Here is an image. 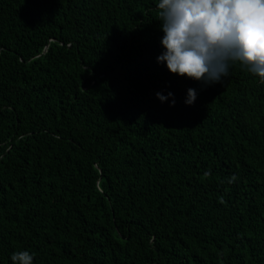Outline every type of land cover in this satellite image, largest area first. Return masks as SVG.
<instances>
[{
	"label": "trees",
	"instance_id": "trees-1",
	"mask_svg": "<svg viewBox=\"0 0 264 264\" xmlns=\"http://www.w3.org/2000/svg\"><path fill=\"white\" fill-rule=\"evenodd\" d=\"M107 1L0 0V264H264V83L170 74L155 0Z\"/></svg>",
	"mask_w": 264,
	"mask_h": 264
},
{
	"label": "clouds",
	"instance_id": "clouds-1",
	"mask_svg": "<svg viewBox=\"0 0 264 264\" xmlns=\"http://www.w3.org/2000/svg\"><path fill=\"white\" fill-rule=\"evenodd\" d=\"M155 8L162 33L156 63L170 74L210 87L223 83L238 64L264 83V0H155ZM197 95L188 88L184 104L191 106ZM155 96L175 105L172 92ZM10 262L34 264V254L16 251Z\"/></svg>",
	"mask_w": 264,
	"mask_h": 264
},
{
	"label": "bare ground",
	"instance_id": "bare-ground-1",
	"mask_svg": "<svg viewBox=\"0 0 264 264\" xmlns=\"http://www.w3.org/2000/svg\"><path fill=\"white\" fill-rule=\"evenodd\" d=\"M112 1V0H111ZM107 2H109V0L107 1ZM110 3V2H109ZM103 4V3H102ZM113 4V3H112ZM111 5V4H110ZM84 6V5H83ZM90 6V5H89ZM122 7V6H121ZM120 7V8H121ZM115 8V7H114ZM74 10V9H73ZM75 13V12H74ZM104 13V12H103ZM109 14V13H108ZM114 14V13H113ZM122 14V13H121ZM115 15V14H114ZM127 15V14H126ZM120 17V16H119ZM128 17V16H127ZM121 18V17H120ZM122 20V19H121ZM125 20V19H124ZM132 22V21H131ZM115 23V22H114ZM110 24V23H109ZM132 25V24H131ZM108 29V28H107ZM108 33V32H107ZM119 33V32H118ZM113 34V33H112ZM125 34V33H124ZM104 35V34H103ZM105 36V35H104ZM111 38V37H110ZM125 39V38H124ZM118 40V39H117ZM124 41V40H123ZM117 43H118V41H117ZM116 43V44H117ZM105 46V45H104ZM118 46H119V43H118ZM125 47V46H124ZM119 48V47H118ZM122 48V47H121ZM107 49V48H106ZM134 50V49H133ZM113 51V50H112ZM111 51V52H112ZM127 51V50H126ZM110 52V51H109ZM119 52V51H118ZM124 52V51H123ZM114 53V52H113ZM112 54V53H111ZM119 54V53H118ZM135 54V53H134ZM234 70H236V69H234ZM232 72V71H231ZM29 73V72H28ZM26 74V73H25ZM230 74V73H229ZM242 74V73H241ZM77 76V75H76ZM80 78V77H79ZM241 79H243V78H241ZM177 81V80H176ZM183 81V80H182ZM243 82V81H242ZM242 87V86H241ZM211 90V89H210ZM233 90V89H232ZM1 96V95H0ZM236 97H238V96H236ZM239 99H240V97H239ZM3 101V100H2ZM248 101V100H247ZM21 112V111H20ZM16 113V112H15ZM21 118V117H20ZM204 127V126H203ZM248 128V127H247ZM1 129V128H0ZM4 129V128H3ZM206 129V128H205ZM204 131V130H203ZM208 131V130H207ZM205 132V131H204ZM3 139V138H2ZM198 145V144H197ZM199 148V147H198ZM33 164V163H32ZM167 166V165H166ZM155 170V169H154ZM155 172V171H154ZM162 174V173H161ZM164 174V173H163ZM160 175V174H159ZM202 192V191H201ZM257 193V192H256ZM240 196V195H239ZM258 249V248H257ZM260 249H261V247H260ZM263 251V250H262ZM256 252V251H255ZM255 254V253H254ZM243 255V254H242ZM252 259V258H251ZM256 260V259H255ZM259 261V260H258ZM252 262V261H251ZM256 263V262H255ZM260 263V262H259ZM257 264V263H256Z\"/></svg>",
	"mask_w": 264,
	"mask_h": 264
}]
</instances>
